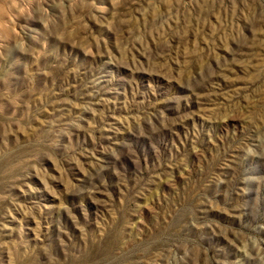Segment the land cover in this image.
I'll return each instance as SVG.
<instances>
[{"label":"rangeland","instance_id":"rangeland-1","mask_svg":"<svg viewBox=\"0 0 264 264\" xmlns=\"http://www.w3.org/2000/svg\"><path fill=\"white\" fill-rule=\"evenodd\" d=\"M0 264H264V0H0Z\"/></svg>","mask_w":264,"mask_h":264}]
</instances>
